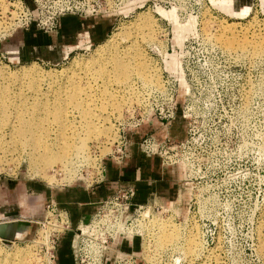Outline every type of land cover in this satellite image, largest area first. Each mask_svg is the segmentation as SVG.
Returning <instances> with one entry per match:
<instances>
[{
	"label": "rangeland",
	"instance_id": "374dc122",
	"mask_svg": "<svg viewBox=\"0 0 264 264\" xmlns=\"http://www.w3.org/2000/svg\"><path fill=\"white\" fill-rule=\"evenodd\" d=\"M97 1L107 12L119 14L98 45L77 49L56 64L17 62L0 52V101L7 96L31 102L36 95L50 108L59 102L66 109L68 129L63 131L47 115L48 143L65 140L84 150L62 171L58 162L49 166L40 154L9 138L7 129L0 131V186L10 187L0 189V220L31 221L18 238H0V253L27 252L43 264H56L61 235L62 245L69 247L70 223L50 189L95 182L103 159L116 155L122 135L128 145L127 132L144 127L131 144L138 141L141 154L159 157L173 196L167 204L134 203L131 198L126 212L131 218L121 223L130 232L125 237L139 238L137 264H264L259 251L264 240V0ZM23 2L34 6V0ZM19 6V0H0V39L19 24ZM225 39L232 48L220 45ZM133 50L139 51L137 59ZM115 55L145 66L144 79L131 77L135 90L114 76L109 63V77L101 78V63ZM69 76L80 77L75 78L79 87L81 82L91 89L78 102L86 101V110L100 116L97 126L104 134L97 139L81 123L83 110L62 92L72 82ZM151 120L152 127L146 125ZM150 136L156 151L146 155L140 142ZM138 204L144 206L136 209ZM161 230L176 235L173 244L156 245L154 237Z\"/></svg>",
	"mask_w": 264,
	"mask_h": 264
},
{
	"label": "crops",
	"instance_id": "0c3cea01",
	"mask_svg": "<svg viewBox=\"0 0 264 264\" xmlns=\"http://www.w3.org/2000/svg\"><path fill=\"white\" fill-rule=\"evenodd\" d=\"M118 15L109 12L88 15L65 13L58 17L57 26L52 31L38 29L34 23L28 27H16L0 39V52L17 62L45 60L56 64L77 49L85 50L103 42L114 28ZM154 124L152 120L146 123L151 127ZM142 128L127 132L130 143L126 146L127 155L121 162L111 157L103 159L102 180L89 185L74 182L50 189V197L64 210L70 223V227H67L70 229L69 247L62 245L64 236L61 235L54 258L56 264H73L70 246L72 232L87 223L101 202L109 198L119 185H134V203H156V200L161 204L169 203L173 188L159 157L141 154L138 141L131 144L134 138L140 139L142 135L138 133ZM5 185L0 186V189L9 191L10 187ZM6 194L5 199L8 201L11 197ZM3 220L9 219L0 221ZM139 246L138 236H126L116 244L117 249L133 253L138 252ZM105 264H109V258Z\"/></svg>",
	"mask_w": 264,
	"mask_h": 264
},
{
	"label": "bare ground",
	"instance_id": "6f19581e",
	"mask_svg": "<svg viewBox=\"0 0 264 264\" xmlns=\"http://www.w3.org/2000/svg\"><path fill=\"white\" fill-rule=\"evenodd\" d=\"M146 21H147V19L145 17L144 18V22H146ZM219 43L226 50H228L229 48H232V46H233V44L231 43V41L228 40V39L219 40ZM130 49H133V48H130ZM136 50H138V48ZM136 50L135 51L133 50V53H132L131 56H134V58L137 59V57L140 56V54L138 52L141 51V50L139 49L138 52ZM230 51H232V50H230ZM253 51L257 52V50L255 49L254 46H253ZM125 53L128 54V52H125ZM126 56H124V57H126ZM126 58H128V56ZM134 58H132V59L134 60ZM128 59L124 60L120 56L117 57V55H115L111 59H109V61L107 60L106 62L104 61V63L102 62L101 63L102 64L101 65V68L102 69L100 71L105 72V74H104V77H101V78H107V77H109L108 69H107L108 68L107 66H108V63H109V65L112 68L111 70H113L112 73L114 74V76L117 77V78H119L120 80H122V79L125 80L126 81L125 84H127L128 87H131V89H129V90H131V91H133V89L135 90V88H133V83L134 82H133V80H131V77L133 75H134V77H135V75H138L139 78H142L140 75L144 74L145 66L143 64H140L139 62H137V65H136V62H134L135 64L132 65V63L130 62V60H129V62L127 61ZM78 63H79V66L81 64L82 65H87V63L84 62V61L81 64H80V62H78ZM137 67H138V70H136ZM85 68H86V66H85ZM26 71H28V70H26ZM35 72H37V71H35ZM27 73H29V72H27ZM145 75H147V74H145ZM39 78H37V79H39ZM75 78H77V76H75ZM75 78L72 79L69 76V80L68 81H70L72 79L71 80L72 82H70L68 84V85H70V86H68L69 88H67V86H66L64 88V90L63 91L61 90V91L64 92V94H66L67 96H69V98L83 110L84 113L82 112V117H84L83 118L84 120L81 123H82L83 127L86 128L87 133H89V134L91 133L92 135L95 136V137L94 136L93 137L96 138V135L99 136V135H103L104 134L102 132V130L99 129V127L97 126L99 124V121L101 120V118L98 115L91 114L89 112V111H91V108H90V110H89V108H87L88 110H86V106H88V104H86L87 103L86 101L83 100V104H82V102H78V100L82 96L89 97L90 90L91 89H89V86L88 85H87L88 86V89L87 88H83L82 87L83 84H81V82H80L81 87H79L78 81H75V80H77L78 78H79L78 80H80V77H78L77 79H75ZM147 78H148V76H147ZM97 79L98 78H96V80ZM142 79H144V78H142ZM146 80H148V79H146ZM34 81H35V79H34ZM116 83H117V87L118 88H121L123 86L121 84V81L116 80L115 81V84ZM38 84L36 86H39ZM34 88H35V86H34ZM36 89L38 91L39 88H36ZM122 89H123V87H122ZM103 90H105V89H103ZM102 93H104V92H102ZM11 96H8V97H11ZM6 97L4 96V98L3 99L1 98L2 100L0 101V116H1L0 117V131L2 132L4 129H7V131H5L4 133L7 132L9 134V136H10L9 138H13V140L19 141L23 148H29V152L35 151V152H37L38 155L40 154L42 156L44 162H46L49 166H51L54 163L58 162L59 163V168L62 171L63 170L68 171L72 167V163L75 164L73 161H70V160H73L74 157L77 158V157H80V155H81V157L84 155V153L82 155V152L84 150L81 151L80 144H79L80 147L79 146L78 147H76V146L75 147H72L67 142H64L65 140H62L63 137H64V135H65L64 132H63L64 134H61L63 137H62V139L61 138L60 139L63 142H61L60 144H59V141L57 143H48V141L46 139L47 138L46 137V134H50L51 133L50 131H48V128H49L48 125H50V124H48V122H47L48 121L47 115H49V114H51V116H52V121H54L57 125H59L61 128H63L62 129L63 131H65V130L68 129V128H66L68 125H67V122H66V120L64 118L66 109H65V107L62 108V105L59 102H56L54 105L52 104L53 107L50 108L43 101H40L39 99H36V95H35V98L33 97V100L31 99L32 100L31 102L27 101L26 99H25V101L23 99H21L19 101H16L15 99L13 100L11 98L9 99V98H6ZM13 97H15L14 94H13ZM18 97L20 98V96H18ZM19 98H17V99H19ZM90 102L91 101H89V103ZM69 103H71V102H69ZM66 106H68V105H66ZM63 109H65V110H63ZM94 109H95V107H94ZM92 111H94V110H92ZM59 126H57V127H59ZM75 134H77V133L75 132ZM78 137H79V135H78ZM83 138H85V137H83ZM86 138H90V137H86ZM97 138H99V137H97ZM64 139H65V137H64ZM54 141H52V142H54ZM10 142H12V141H10ZM80 143H81V141H80ZM54 144H55L56 148L58 149V151H56V149L54 147ZM70 144H72V143H70ZM40 152H42V153H40ZM71 158H73V159H71ZM55 166H56V164H55ZM48 177L49 176H47V178ZM82 225L83 226H81V227L84 230H88V228L85 227V224H82ZM118 226H119V229L123 228L124 230H126V227H124V225L121 222L118 223ZM174 236H176V235L174 233H172V232H168V231L162 232V230H161V233L160 234H158V235L155 234V237L154 238H155V240H157L156 241L157 242L156 245H158L159 247H161L165 243L171 242L173 244V242H174ZM77 245H78V240L76 238L75 241H74V246L77 247ZM189 245L190 246L191 245H194V241L192 239H191ZM259 251L262 254V256L264 257V240L260 242V249H259ZM0 264H43V263H42V260L39 257L35 256V255H31V254H29L27 252H21L20 253V252H16L15 251V253H13V254L0 253Z\"/></svg>",
	"mask_w": 264,
	"mask_h": 264
},
{
	"label": "built area",
	"instance_id": "2783aa9c",
	"mask_svg": "<svg viewBox=\"0 0 264 264\" xmlns=\"http://www.w3.org/2000/svg\"><path fill=\"white\" fill-rule=\"evenodd\" d=\"M19 1L20 6L16 14L19 24L13 28L28 27L31 23H34L38 29L52 31L56 28L58 17L62 14L88 15L108 11L105 5L97 0H34V6L25 4L23 0ZM168 101L169 105L172 106V95L169 96ZM125 139L126 136L122 135L119 142L121 144L116 145V155L111 154V158L117 162H121L127 155L125 153V150H127ZM155 146L156 143L152 136L145 137L140 142V149L146 155H152L156 151ZM165 151L168 152V150H163V160L166 162L169 155H165ZM103 174L104 167L101 163L99 172L95 174V182L102 180ZM121 190L123 192L119 193ZM134 194L135 188L133 184L129 183L119 186L109 198L101 202L97 211L85 224L88 230L79 227L77 229L79 231L74 232L71 240L73 264H105L107 258H109V264H137L138 257L133 252H125L116 248L119 240L121 241L126 234L130 233L124 231L123 228L119 229L118 223L122 222L125 224L131 218V214L126 212L130 207V200ZM143 206V204H138L136 209H140ZM105 220L107 221L105 222ZM75 238L78 239L77 247L74 246ZM83 239L86 242H84L85 246L81 244ZM51 257H54L53 254H51Z\"/></svg>",
	"mask_w": 264,
	"mask_h": 264
},
{
	"label": "water",
	"instance_id": "95a60500",
	"mask_svg": "<svg viewBox=\"0 0 264 264\" xmlns=\"http://www.w3.org/2000/svg\"><path fill=\"white\" fill-rule=\"evenodd\" d=\"M30 220L14 218L0 221V238L15 239L18 238L30 225Z\"/></svg>",
	"mask_w": 264,
	"mask_h": 264
}]
</instances>
